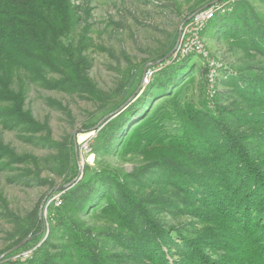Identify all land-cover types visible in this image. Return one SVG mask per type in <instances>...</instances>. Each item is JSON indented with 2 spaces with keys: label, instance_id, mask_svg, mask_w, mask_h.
<instances>
[{
  "label": "rangeland",
  "instance_id": "374dc122",
  "mask_svg": "<svg viewBox=\"0 0 264 264\" xmlns=\"http://www.w3.org/2000/svg\"><path fill=\"white\" fill-rule=\"evenodd\" d=\"M213 1L69 0L63 61L71 66L46 69L43 82L16 79L14 89L25 92L15 93L19 103H0V264L84 263L75 243L85 235L109 264H207L203 251L215 264H264L261 233L244 236L210 219L217 200L199 174L225 183L215 116L264 157V99L251 94L261 88L234 83L240 74L264 76V53L248 42L264 39V0L205 8ZM205 9L214 10L203 34L208 56L195 57L177 42ZM80 64L83 87L68 74ZM129 195L164 220L161 232L139 214L130 226L118 199L129 206Z\"/></svg>",
  "mask_w": 264,
  "mask_h": 264
},
{
  "label": "trees",
  "instance_id": "16d2710c",
  "mask_svg": "<svg viewBox=\"0 0 264 264\" xmlns=\"http://www.w3.org/2000/svg\"><path fill=\"white\" fill-rule=\"evenodd\" d=\"M246 21L249 24L252 23V26L255 25L253 21ZM256 21L257 23H263L259 18ZM72 22L73 13L69 7V0H0V103L5 101H11L14 104L19 103L20 96L15 93L25 92L21 88L19 90L14 89L13 86L17 80L30 76L31 78L37 77L39 81L43 82V72L46 69H57V67L62 68L66 66L68 70L71 65H67L63 61V55L67 52L63 38L71 31ZM253 28L255 30V27ZM260 32L264 33V28H261L258 35ZM243 34L250 39L249 32L247 34L243 32ZM234 36L237 39V36ZM248 42L264 53V39L255 41L252 38ZM244 48L248 50L246 42L244 43ZM195 57L198 56L195 55ZM68 74L71 82H79L81 87L86 85L83 81L84 77L81 78V74H84V66L82 64L79 66L74 65V68ZM240 75L243 80L237 78L234 80V83L240 86L239 83L243 81L248 82L252 86L254 85L255 88H261V90L251 94H258L264 99V76L260 74L255 75L254 72L249 75ZM193 79V77L190 78L189 82H193ZM239 89L241 88L239 87ZM169 90L170 87L164 88L165 92ZM20 111L21 108L18 109L16 116L21 115ZM143 124L145 123L141 122L137 127L140 128ZM214 126L215 129L213 131L216 132L215 142H220L222 146L220 155L223 156L218 162L219 167L217 169L221 174L220 182L224 181L225 183L222 186L219 185L218 181L214 179L213 174L208 171L205 174L202 171L199 173L202 174L201 177H206L202 181L206 186L208 195L212 193L215 197L214 200H217L211 203L213 206L218 205V208L214 209L216 212L215 217L212 216L210 219L216 220L219 223L222 221L224 225L235 224L244 236H257L261 233L262 238L260 239H263L264 242V157L255 154L249 145L243 143L244 137L236 134L224 121L222 115L215 116ZM137 127L128 138V143L136 135ZM168 163L173 165L174 162L169 159ZM176 168L193 173L186 166H177ZM225 169L227 170L225 171ZM194 175L193 178L196 179L197 175L195 173ZM231 175L235 176L231 177ZM179 178L181 181L182 177ZM240 187L249 199L237 196L236 191ZM218 188L222 190L219 191ZM184 189L188 191L190 187H184ZM227 191L229 192L226 194ZM191 194L194 195L192 191ZM121 197L118 198L119 204L130 217V226L134 225L136 215L139 214L142 217V223L147 224L149 220L161 232V229L164 227L163 219H157L151 209L137 202L132 196L129 199V206L124 204ZM230 197L235 198L233 200L230 199L232 201L231 204L226 206L219 203H224ZM237 199L242 201V203L236 204ZM140 201L143 202L142 200ZM144 202L146 201L144 200ZM141 222L139 224L143 226ZM182 227H185V225H180L179 227L172 226L171 228L179 230ZM139 228L141 231H147L148 229V227L145 229L143 227ZM182 229L184 230V228ZM178 233L181 234V232ZM78 238L80 240L77 239L75 243L78 250L77 253H79V257L81 256V258L85 259V262L82 263L80 260L75 262L66 261V264H109L108 259L102 253H96L95 248H93L95 245L86 239V235ZM139 238L138 236L135 237L137 242L133 243L134 245L138 244ZM184 239L190 243L194 241L197 245L202 243L199 239L187 237L185 233ZM131 240L133 241L134 239ZM20 241L13 247L17 246ZM261 246L264 250V244ZM25 248L26 245L15 252ZM135 248L141 250L137 246ZM200 254L202 261H205L207 264H215L221 261L209 259L210 257L204 251L200 252Z\"/></svg>",
  "mask_w": 264,
  "mask_h": 264
},
{
  "label": "built area",
  "instance_id": "2783aa9c",
  "mask_svg": "<svg viewBox=\"0 0 264 264\" xmlns=\"http://www.w3.org/2000/svg\"><path fill=\"white\" fill-rule=\"evenodd\" d=\"M214 14L213 9H205L194 14L184 25L179 48L185 53L190 52L198 57H207L203 34Z\"/></svg>",
  "mask_w": 264,
  "mask_h": 264
},
{
  "label": "water",
  "instance_id": "95a60500",
  "mask_svg": "<svg viewBox=\"0 0 264 264\" xmlns=\"http://www.w3.org/2000/svg\"><path fill=\"white\" fill-rule=\"evenodd\" d=\"M223 1H225V0H214L212 3H210L209 5H207L205 8H208V7H210V6H213V5L218 4V3H220V2H223ZM181 39H182V28H181V30H180V34H179V38H178L177 45L180 43ZM154 65H156V64H154ZM154 65H151V66H154ZM151 66H147V67H146V69L144 70V75L146 74L148 68L151 67ZM27 242H28V240L22 241V242L19 243L17 246H15L14 248H12L8 253H11V252H14V251L19 250V249L22 248Z\"/></svg>",
  "mask_w": 264,
  "mask_h": 264
}]
</instances>
